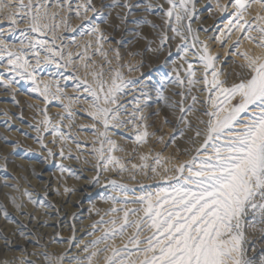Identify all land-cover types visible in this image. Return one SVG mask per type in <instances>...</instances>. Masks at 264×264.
Listing matches in <instances>:
<instances>
[{
    "label": "rangeland",
    "instance_id": "374dc122",
    "mask_svg": "<svg viewBox=\"0 0 264 264\" xmlns=\"http://www.w3.org/2000/svg\"><path fill=\"white\" fill-rule=\"evenodd\" d=\"M22 2L25 7L19 8L21 0H13L17 5L15 24L0 15V40L27 60L25 72L22 68L10 71L7 56L0 59V264H88L90 257L92 264H109L113 248L120 250L113 257L116 264H140L146 238L153 230L141 225V243H132L135 225L123 233L118 230L124 210L138 209L128 217L137 220L145 207L140 197L151 193L155 198L162 189L171 191L188 176L186 161L213 152L211 143L207 152L201 148L207 134V113L213 110L201 60L205 46L215 57L216 69L223 70L220 79L226 87L247 76L240 53L259 55L264 49L241 32L228 31L234 12L230 0H188L187 12L180 0H174L171 17L166 15L172 7L168 0H127L130 7L124 6L125 0ZM224 6L226 10H222ZM38 7L41 13H48L41 23L49 27L41 32L31 28ZM52 13H56L54 18ZM177 13L182 17L179 22ZM250 13L255 15L256 8ZM56 24L59 27H53ZM96 27L99 32L92 31ZM37 41L46 45L41 47ZM117 73L125 87L116 94V103L105 105L103 93L98 102L112 109L105 128L102 119L91 115L97 102L90 89L99 91L103 83L107 91ZM153 80H157L156 86ZM239 102L237 96L231 105ZM145 127L149 133L146 142L137 143L136 136ZM228 135L230 131L225 132ZM110 140L116 145L112 151ZM5 144L10 149L7 154ZM10 152L39 162H16ZM4 155L6 161H2ZM109 157L115 160L109 162ZM200 163L196 159L193 170ZM182 164L183 173L179 171ZM68 169L89 170L93 181L89 192L79 188L75 195L65 196L77 186V180L66 174ZM80 194L84 199H79ZM46 213L59 219L51 231L37 229L32 222L34 218L42 221ZM254 216L259 219V210L249 208L244 217V250L252 233L264 228L259 223L255 229L247 226ZM101 219L104 223H99ZM112 220L117 234L109 233L93 245V240L104 237V230L112 227ZM69 245L78 250H68ZM251 246L262 254L259 244ZM94 251L97 255L91 256ZM259 261L264 264V255Z\"/></svg>",
    "mask_w": 264,
    "mask_h": 264
},
{
    "label": "snow or ice",
    "instance_id": "6c2138e0",
    "mask_svg": "<svg viewBox=\"0 0 264 264\" xmlns=\"http://www.w3.org/2000/svg\"><path fill=\"white\" fill-rule=\"evenodd\" d=\"M168 3L172 7L168 9L166 15L171 17L176 4L174 0H168ZM230 3L234 12L233 19L226 26L228 31H239L257 48L264 49V0H230ZM187 4L188 0H180V7L186 12ZM124 6L131 5L125 0ZM16 7L13 0H0V15H5L12 24H15ZM18 7H25L22 0ZM253 7L256 8L255 15L250 13ZM222 10H226V6ZM47 15L46 11L41 13L39 7L37 8L32 17L33 31L41 32L43 28L49 27L48 24L41 23L42 16ZM51 15L54 18L56 13ZM181 18L177 13V22ZM92 31L99 32V28H93ZM253 32L258 35L254 36ZM37 43L41 47L46 45L45 41ZM9 48V45L0 40V59L7 56L10 71L22 68L27 72V60ZM49 51L52 49L49 48ZM240 55L244 57L245 63L241 67L247 70V76L228 87L224 86V81L220 79L223 70L216 69L215 57L208 54L206 46L204 55L201 56L205 65L204 82L208 86L209 100L213 106V110L207 113L209 116L207 134L201 148L207 152V145L211 143L213 152L203 158L194 157L192 161H186L188 176L182 177L183 182L171 191L162 189L155 194V198L151 193L140 197V202L145 207L143 216L137 220L130 221L128 217L130 213L138 212V209L124 210L118 230L123 233L127 227L135 225L136 232L130 238L132 243L137 246L141 243L139 238L141 225L153 230L152 235L146 238L147 245L142 250L144 258L140 264H251V261L243 258L246 227L244 217L247 210L249 208L259 210V219L254 216L247 224L248 227L255 229L257 223L264 224V52L251 55L245 51ZM209 69L212 70L211 80L208 79ZM28 76L35 79L32 73H28ZM117 79L119 83L116 82ZM189 83L193 81L190 80ZM124 87L125 81L117 73L107 91L103 83L100 84L99 91L90 89L97 102L96 111L91 115L93 118L102 119L105 128L109 124L108 115L112 109L98 103L101 93L105 105L115 104L116 94ZM213 92L214 96L211 95ZM237 96L240 97V102L231 105V101ZM195 99L193 97V100ZM180 111L183 113L185 109L181 107ZM243 115H247L248 118L244 119ZM239 124L243 126L236 127ZM226 131H230L231 135L225 137ZM100 135L104 136L106 133ZM148 135L145 127V130L136 136V142H146ZM196 135L199 136L200 132L197 131ZM222 137L225 138L221 139ZM109 144L111 145L109 151H112L116 147L115 142L110 140ZM201 148L197 149L198 153ZM101 158L103 159V155ZM141 159L145 157L142 156ZM196 159H201V163L193 170ZM108 160L112 162L115 157H109ZM156 163H160L159 157ZM184 167V164L179 166L181 173L184 172ZM112 211L115 212L117 209L113 208ZM99 223H104L103 219ZM110 223L112 227L104 230V237L93 240L91 242L93 245L100 243L101 239H106L109 233L113 236L117 234L116 221L112 220ZM261 232L264 233V228H261ZM112 251L113 257L119 255V249L113 248ZM96 255V251L91 253V256ZM113 257L107 258L109 264H116ZM88 264H92L91 257ZM121 264L129 262L121 261Z\"/></svg>",
    "mask_w": 264,
    "mask_h": 264
},
{
    "label": "bare ground",
    "instance_id": "6f19581e",
    "mask_svg": "<svg viewBox=\"0 0 264 264\" xmlns=\"http://www.w3.org/2000/svg\"><path fill=\"white\" fill-rule=\"evenodd\" d=\"M192 2L193 3H196V0H192ZM154 81V80H153ZM156 82H157V80L156 81H154V85L156 86ZM160 90V89H159ZM163 91V90H162ZM162 104H163V102H162ZM6 128H7V126H6ZM5 128V129H6ZM20 128V127H19ZM5 143H6V141H4ZM6 146H4V152H5V154H7V151L9 152V147L7 146L8 144H5ZM11 153V152H10ZM12 154V153H11ZM13 156H12V160H14V161H16V162H20V163H23V164H30V163H32V164H34V163H38L39 162V160H38V158H35V159H33V158H27V157H25V156H20L19 158H17V155L15 154V153H13L12 154ZM2 157V156H1ZM3 159H2V161H6V156L4 155L3 157H2ZM29 159H32L31 161L32 162H29ZM89 170H85V169H83V170H81L80 172L79 171H76L75 169H68V170H66L65 172H66V174H68V175H70V176H72L75 180H77V183H76V188L71 192V193H66L65 194V196L66 197H68V196H70V194L73 196V195H75L76 194V191H78L79 190V188H85L84 190H86V192H89L90 191V189H91V186H92V184H93V181L91 180V177L89 178V176H91V173L90 172H88ZM36 184L38 183H40L39 182V180H37V179H34L33 180ZM42 182V181H41ZM41 184V183H40ZM42 184H43V182H42ZM43 188V187H42ZM85 192V191H84ZM64 196V197H65ZM84 194H80V196H79V199L81 200L82 198L84 199ZM77 197V196H76ZM36 199V198H35ZM44 199V198H43ZM71 199H72V197H71ZM70 199V200H71ZM64 201H68L67 199H65L64 198ZM70 202V201H69ZM71 209H73L72 207H71ZM74 210V209H73ZM29 213V212H28ZM73 214V213H72ZM20 215V214H19ZM32 216V215H31ZM34 216H37V215H34ZM46 218L45 219H43L42 217V221H39V218H34L35 220H32V222H33V224H34V226H36L35 228H37V229H42V228H46V229H48L49 231H51V229L54 227V225H53V223L54 222H58L59 221V219L58 218H56V217H52V216H54V214L53 215H51V213H46ZM20 217H22L21 215H20ZM23 217H25V216H23ZM39 217V216H38ZM29 218L30 217H26V221H29ZM33 218V217H32ZM31 221V220H30ZM42 223V224H41ZM83 224H85V223H83ZM262 226V225H261ZM43 230V229H42ZM85 232V231H84ZM84 234V233H83ZM26 239L28 240V237H26ZM263 239H264V233H262L261 231H258V232H253L252 233V235H251V237H250V239H249V241H247V242H245L246 243V246H245V250H244V254H243V257H244V259L245 260H248V261H251V264H262L259 260L261 259V256H263L264 255V244H262V243H260V242H262L263 241ZM18 242V241H17ZM251 244H253V245H256V244H259V250H261V252H262V254L261 255H259V252H258V250L256 251L255 250V246H251ZM2 245L0 244V247H1ZM249 248H251V250L250 251H248V249ZM68 250H73V251H76V250H78V248H77V246H75V247H73L72 245H69L68 246Z\"/></svg>",
    "mask_w": 264,
    "mask_h": 264
}]
</instances>
